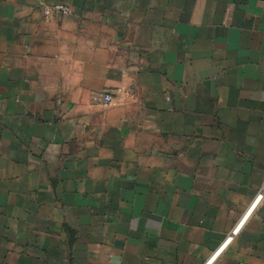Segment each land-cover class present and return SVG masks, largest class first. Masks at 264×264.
I'll list each match as a JSON object with an SVG mask.
<instances>
[{
    "label": "crops",
    "instance_id": "obj_1",
    "mask_svg": "<svg viewBox=\"0 0 264 264\" xmlns=\"http://www.w3.org/2000/svg\"><path fill=\"white\" fill-rule=\"evenodd\" d=\"M0 264H264V0H0Z\"/></svg>",
    "mask_w": 264,
    "mask_h": 264
},
{
    "label": "built area",
    "instance_id": "obj_2",
    "mask_svg": "<svg viewBox=\"0 0 264 264\" xmlns=\"http://www.w3.org/2000/svg\"><path fill=\"white\" fill-rule=\"evenodd\" d=\"M69 12H70L69 7L60 2L54 3L52 5H47L45 8L46 14H54V13L68 14ZM104 101L108 103L113 102V96L110 92L104 95Z\"/></svg>",
    "mask_w": 264,
    "mask_h": 264
}]
</instances>
